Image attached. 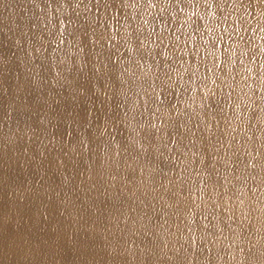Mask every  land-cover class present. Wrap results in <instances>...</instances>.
<instances>
[{
    "label": "clouds",
    "instance_id": "9594fccd",
    "mask_svg": "<svg viewBox=\"0 0 264 264\" xmlns=\"http://www.w3.org/2000/svg\"><path fill=\"white\" fill-rule=\"evenodd\" d=\"M0 264H264V0H0Z\"/></svg>",
    "mask_w": 264,
    "mask_h": 264
}]
</instances>
